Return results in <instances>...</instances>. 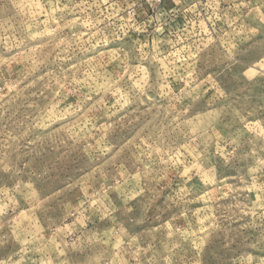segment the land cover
<instances>
[{"label":"rangeland","instance_id":"rangeland-1","mask_svg":"<svg viewBox=\"0 0 264 264\" xmlns=\"http://www.w3.org/2000/svg\"><path fill=\"white\" fill-rule=\"evenodd\" d=\"M0 264H264V0H0Z\"/></svg>","mask_w":264,"mask_h":264}]
</instances>
